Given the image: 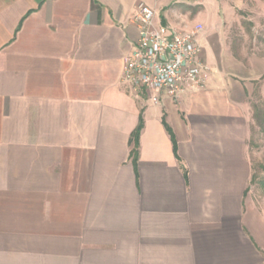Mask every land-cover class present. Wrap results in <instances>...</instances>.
Instances as JSON below:
<instances>
[{
    "label": "crops",
    "instance_id": "crops-1",
    "mask_svg": "<svg viewBox=\"0 0 264 264\" xmlns=\"http://www.w3.org/2000/svg\"><path fill=\"white\" fill-rule=\"evenodd\" d=\"M139 4L154 27H202L204 87L123 82ZM250 4L264 26V0H0V264H264Z\"/></svg>",
    "mask_w": 264,
    "mask_h": 264
},
{
    "label": "built area",
    "instance_id": "built-area-1",
    "mask_svg": "<svg viewBox=\"0 0 264 264\" xmlns=\"http://www.w3.org/2000/svg\"><path fill=\"white\" fill-rule=\"evenodd\" d=\"M153 19L150 7L136 6L133 21L138 39L124 62L123 82L137 94L163 92L171 97L204 87L210 69L200 59L202 48L197 36L202 27L177 32L154 27Z\"/></svg>",
    "mask_w": 264,
    "mask_h": 264
},
{
    "label": "rangeland",
    "instance_id": "rangeland-1",
    "mask_svg": "<svg viewBox=\"0 0 264 264\" xmlns=\"http://www.w3.org/2000/svg\"><path fill=\"white\" fill-rule=\"evenodd\" d=\"M254 6L241 13L245 30V50L253 58L264 57V26L257 17ZM231 37L240 43V34ZM250 126L248 131V156L251 164L249 194L254 205L264 213V85L255 87L250 97Z\"/></svg>",
    "mask_w": 264,
    "mask_h": 264
},
{
    "label": "trees",
    "instance_id": "trees-1",
    "mask_svg": "<svg viewBox=\"0 0 264 264\" xmlns=\"http://www.w3.org/2000/svg\"><path fill=\"white\" fill-rule=\"evenodd\" d=\"M141 129H142V121L140 119V122L138 124V127L133 132L132 138H131V141L133 143V149H132L131 155H132V157H133L134 160L137 157L138 137H139V134H140Z\"/></svg>",
    "mask_w": 264,
    "mask_h": 264
}]
</instances>
